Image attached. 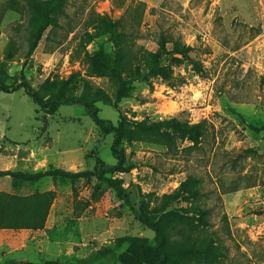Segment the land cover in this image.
<instances>
[{
  "label": "rangeland",
  "instance_id": "374dc122",
  "mask_svg": "<svg viewBox=\"0 0 264 264\" xmlns=\"http://www.w3.org/2000/svg\"><path fill=\"white\" fill-rule=\"evenodd\" d=\"M9 1L0 25L1 82L15 85L24 74L37 87L49 77L77 74L75 94L110 101L97 103L106 122L117 126L121 115L131 122L174 118L203 123L206 136L199 143L179 136L170 149L157 141H126L120 147L126 154L124 168L132 169L112 174L110 168L118 163L112 152L115 136L102 133L85 107L65 103L50 115L23 89L0 92V171L38 172L53 166L94 172L103 164L106 176L118 181L138 208L147 194L172 193L188 175H197L213 210L214 228L222 227L223 215L228 217L226 244L233 264H264V140L253 129L264 125V0H70L62 27L47 31L29 59L24 4ZM140 4L139 25L132 19ZM96 15L122 17L136 49L155 50L163 34L191 51L188 57L165 58L173 79L139 81L131 97L115 105V83L91 76L84 58L85 52L113 50L105 25L86 27ZM13 41L18 52L6 61ZM248 149L258 154L245 156ZM13 184L10 177H1L0 191L28 195L51 189L56 197L43 229H0V264H86L104 247L113 253L89 264H121L119 257L129 246L116 248L117 238L153 242L154 233L96 177L78 181L75 190L63 179L45 178L19 189Z\"/></svg>",
  "mask_w": 264,
  "mask_h": 264
},
{
  "label": "trees",
  "instance_id": "16d2710c",
  "mask_svg": "<svg viewBox=\"0 0 264 264\" xmlns=\"http://www.w3.org/2000/svg\"><path fill=\"white\" fill-rule=\"evenodd\" d=\"M22 2L28 25V49L25 57L29 59L47 31L54 33L62 27L61 20L68 15L67 7L70 0H22ZM9 3V0L0 2V25ZM141 6L144 4L138 6L136 16L132 19V22L139 25L143 15L142 10H139ZM100 24L108 28L113 50L106 51L100 48L91 54L85 52L84 58L91 76L109 78L115 83V105L130 98L135 84L139 81L151 78L173 79L172 73L163 63L165 58L173 54L188 57L191 51L189 46L178 39L174 40L163 34L159 37L155 50L136 49L134 34L126 29L122 17L114 20L107 15H96L86 27L96 28ZM72 31L71 29L70 32ZM84 49L85 46L82 48L81 45L80 50ZM17 52L16 42L13 41L6 61L13 60ZM78 83L77 74L68 78L56 75L34 87L27 77L21 74L20 81L15 85H7L0 81V92L13 93L23 89L41 111L50 115L55 114L65 103L85 107L102 133L115 136L112 152L118 163L110 168L112 174L132 169V167L124 168L126 154L120 147L126 141H157L170 149L176 145V139L188 136L194 143H199L201 138L206 136L203 123L191 124L174 118L155 122H131L125 115H121L118 125L115 126L99 117L97 103L110 101L103 97L90 98L86 94H75ZM253 129L261 133L264 140V125ZM257 154L253 149L244 152L245 156ZM1 177H10L14 181L15 189H19L24 183L33 184L45 178L68 180L74 190L78 181L90 177H96L100 182L105 183L120 200L128 204L135 218L154 233L153 242L146 238L131 236L117 238L116 248L129 246L128 250L119 257L121 264H233L234 259L231 258L229 246L226 244L227 237L231 236L228 217L223 215L222 227L214 228L213 210L207 202L208 196L203 181L197 175H188L172 193L161 197L147 194L142 200L141 208L132 203L129 194L118 181L106 176L103 164L94 172L89 170L73 172L50 166L38 172L0 171ZM55 197L56 193L52 190L43 192L37 190L28 195L0 191V229L30 231L43 229ZM181 202L186 203V206L175 209V204ZM113 251L112 248L104 247L94 253L91 260H84V263L89 264L106 258ZM249 262L247 260L243 264Z\"/></svg>",
  "mask_w": 264,
  "mask_h": 264
},
{
  "label": "crops",
  "instance_id": "0c3cea01",
  "mask_svg": "<svg viewBox=\"0 0 264 264\" xmlns=\"http://www.w3.org/2000/svg\"><path fill=\"white\" fill-rule=\"evenodd\" d=\"M42 169H43V168H42ZM43 180H44V179H43ZM49 190H51V189H48V190L46 189V190H43V191H49ZM43 191H41V192H43Z\"/></svg>",
  "mask_w": 264,
  "mask_h": 264
}]
</instances>
